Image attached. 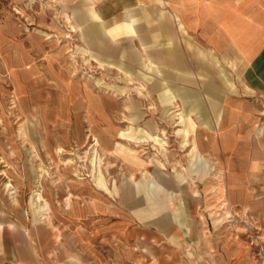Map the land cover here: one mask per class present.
<instances>
[{"label":"rangeland","instance_id":"1","mask_svg":"<svg viewBox=\"0 0 264 264\" xmlns=\"http://www.w3.org/2000/svg\"><path fill=\"white\" fill-rule=\"evenodd\" d=\"M70 1L0 0V246H32L40 264H202L214 259L202 246H237L234 258L264 264V171L245 177L264 157V89L223 65L232 86L204 73L164 106L155 73H139L169 39L162 0L121 25ZM136 28L159 40L135 41ZM157 67L168 84L171 67Z\"/></svg>","mask_w":264,"mask_h":264},{"label":"crops","instance_id":"2","mask_svg":"<svg viewBox=\"0 0 264 264\" xmlns=\"http://www.w3.org/2000/svg\"><path fill=\"white\" fill-rule=\"evenodd\" d=\"M78 1L71 0L70 3ZM93 2L96 16L106 25H110L114 20L116 21L114 24L118 25L126 22L125 18L121 17L125 11L153 8L145 0H93ZM163 5L165 6L163 7ZM154 7L153 9L156 10L160 8L157 3ZM162 7L167 14L164 11L160 12L162 15L165 14L166 18L159 21L158 25L165 26L166 30L161 29V33L158 32V35H164L162 31H167L168 36L166 37L169 39H165L164 44H168L169 47L164 48V44L161 42L158 46H163L161 47L163 49L153 54L151 66H148L143 58L142 62L146 63V67H141L139 71L146 80L156 78L157 80H153L155 81L153 85H163L162 93L159 96L162 105H169L176 95H179L175 93L176 90H184L187 85H202V74L204 73L212 75L207 77V85L232 86L233 82L223 65L230 66L232 69L236 66L237 69L234 72L238 75L237 85L242 89L253 93L264 89V4L257 0H162ZM134 20L135 27L142 24V19L138 15L134 17ZM138 31L136 28V37L133 38L135 41L140 38L145 41L159 40V36H153L151 39L146 36L141 37ZM197 31L198 41L203 39L207 45L206 52H202L198 48L193 50L190 46V37ZM120 36V38H126L125 34H120ZM166 49L168 52L165 56ZM13 57L22 61L18 54ZM157 63L171 67V71L168 73V84L164 82V73L157 67ZM202 63L206 65L202 66ZM137 64L140 67V63ZM151 73H155L156 76L152 78ZM46 78L49 80L50 76ZM19 83L15 82L16 85ZM167 85L177 86L169 87ZM187 114L189 115V113ZM188 115L180 116L178 122L182 119L185 128L187 125H191L189 132H192L195 125ZM118 131H116L117 138L123 137ZM261 136L263 137L264 134ZM253 138L256 139L257 136L253 135ZM193 139L195 138L193 137ZM116 145L118 149L122 148L121 143ZM253 148L256 157L259 154V148L255 146ZM253 148H250V154ZM259 157H261V167L251 166L250 162L247 165L245 162V177L247 179L263 174L264 157L261 155ZM245 187H248L247 183ZM33 250L35 249L32 246H0V264H40L33 254ZM202 250L214 253L213 260L206 258L205 253V256H202V264H251L249 260L234 258L239 251L237 246L229 248L226 246L225 248L223 246H202ZM68 257L73 259L72 256Z\"/></svg>","mask_w":264,"mask_h":264},{"label":"bare ground","instance_id":"3","mask_svg":"<svg viewBox=\"0 0 264 264\" xmlns=\"http://www.w3.org/2000/svg\"><path fill=\"white\" fill-rule=\"evenodd\" d=\"M83 33V32H82ZM85 35H87V38H89L90 40H92V38L93 37H95V35L89 30V31H87L86 32V34ZM14 103H15V100H14ZM85 106H86V102H85ZM18 109H19V111H21L22 113L25 111L23 108H21V107H18ZM246 133V135L247 136H253V135H255L256 134V127H254L252 130H250V131H247V132H245ZM261 134H264V129H263V131L261 132ZM98 142V141H97ZM191 152L195 155L196 154V152H197V144H196V141H195V139H193L192 140V142H191ZM223 174V173H222ZM157 178V177H156ZM219 181H220V183H221V177H220V175H219ZM153 184H156V183H154L153 182ZM98 185H101V181H100V179H99V184ZM223 188V186L222 185H220V187H219V189L221 190ZM149 191V190H148ZM125 197H128V198H132V195L134 194V190L132 189V188H130V187H128V188H126L125 189ZM38 201H40V199H41V197H40V195H38ZM226 201V200H225ZM69 202H70V196L69 197H67L66 198V201H65V203H66V207H68L69 206ZM227 202V201H226ZM226 205H227V208L229 209L230 208V205L228 204V203H226Z\"/></svg>","mask_w":264,"mask_h":264}]
</instances>
